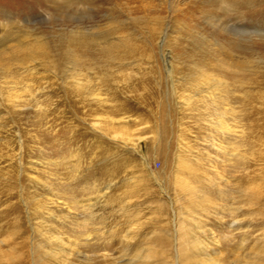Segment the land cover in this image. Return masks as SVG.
<instances>
[{
	"label": "rangeland",
	"instance_id": "obj_1",
	"mask_svg": "<svg viewBox=\"0 0 264 264\" xmlns=\"http://www.w3.org/2000/svg\"><path fill=\"white\" fill-rule=\"evenodd\" d=\"M150 249L264 264V0H0V264Z\"/></svg>",
	"mask_w": 264,
	"mask_h": 264
},
{
	"label": "bare ground",
	"instance_id": "obj_2",
	"mask_svg": "<svg viewBox=\"0 0 264 264\" xmlns=\"http://www.w3.org/2000/svg\"><path fill=\"white\" fill-rule=\"evenodd\" d=\"M105 250V248H104ZM152 251L151 249L145 254V256H140V252H136L133 257L130 258L128 264H150V260L152 258ZM120 262H114L111 264H119Z\"/></svg>",
	"mask_w": 264,
	"mask_h": 264
}]
</instances>
